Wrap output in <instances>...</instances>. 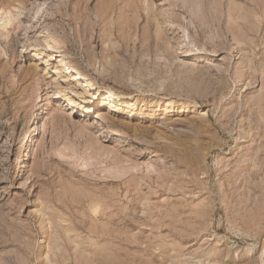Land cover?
<instances>
[{
	"label": "rangeland",
	"instance_id": "1",
	"mask_svg": "<svg viewBox=\"0 0 264 264\" xmlns=\"http://www.w3.org/2000/svg\"><path fill=\"white\" fill-rule=\"evenodd\" d=\"M0 17V264H264V0Z\"/></svg>",
	"mask_w": 264,
	"mask_h": 264
},
{
	"label": "bare ground",
	"instance_id": "2",
	"mask_svg": "<svg viewBox=\"0 0 264 264\" xmlns=\"http://www.w3.org/2000/svg\"><path fill=\"white\" fill-rule=\"evenodd\" d=\"M10 21V18L8 17H0V27H5L7 26V24L9 23ZM56 41V40H55ZM58 61H60L61 63H65L66 60L62 57V56H59L58 57ZM38 63H36L35 65L37 66ZM36 69H34L35 71ZM73 75H72V78L73 79H81L82 77V74L81 72L78 70V69H71L70 70ZM198 74V77L200 78V80L202 81V74L200 73H195V76ZM192 75V74H191ZM203 82V81H202ZM85 83V86L87 87H92V88H96V91H97V94L98 96H102L103 98L107 99L106 100V103H109L111 106H117L119 103L117 102H125V103H128L129 105H134L135 103L133 102V99H130L129 97L125 96V95H122L120 93H116V92H111V91H108V92H101L100 89H98L97 87L94 86V83H92L90 80H85L84 81ZM62 86V90L64 92H72V94L74 95H82V92L77 90V89H74V88H71L67 85H61ZM85 102L89 105L90 103H93L92 99H84ZM169 104V103H167ZM115 108V107H114ZM186 110V106L185 105H181L180 106V112H184ZM132 112H136L134 110H132Z\"/></svg>",
	"mask_w": 264,
	"mask_h": 264
}]
</instances>
